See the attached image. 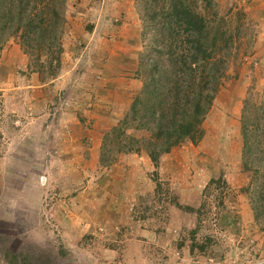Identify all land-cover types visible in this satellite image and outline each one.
<instances>
[{
  "label": "rangeland",
  "instance_id": "rangeland-1",
  "mask_svg": "<svg viewBox=\"0 0 264 264\" xmlns=\"http://www.w3.org/2000/svg\"><path fill=\"white\" fill-rule=\"evenodd\" d=\"M185 1L220 29L226 53L231 43L230 61L202 137L184 139L157 163L141 157L151 134L128 114L152 62L166 59L150 0H66L59 65L48 53H27L20 37L0 35V88L54 80L46 113L57 119L89 114L81 100L94 87L112 118L93 155L82 146L60 154L56 141L53 157L46 139L23 138L37 147L33 167L10 153L20 143L15 130L24 127L29 138L36 128L24 119L34 91L46 87L0 89V264H264V177L255 173L264 163V0ZM126 116L135 144L113 133ZM243 122L260 157L251 168ZM85 128L72 131L74 141ZM131 144L141 146L125 163L120 149Z\"/></svg>",
  "mask_w": 264,
  "mask_h": 264
},
{
  "label": "trees",
  "instance_id": "trees-1",
  "mask_svg": "<svg viewBox=\"0 0 264 264\" xmlns=\"http://www.w3.org/2000/svg\"><path fill=\"white\" fill-rule=\"evenodd\" d=\"M65 2L0 0V35L20 37L27 53L36 55L37 60L48 53L51 66L52 59L59 65L61 48L58 44ZM150 3L157 7L150 16L152 22L155 24L159 20L162 23L161 27L155 28L161 35L160 40L163 38L157 52L164 54L166 59L152 62L151 73L128 114L138 122L137 129L150 132L151 137L143 148L157 163L162 154L184 139L197 141L202 137L203 120L226 76L231 43L227 42L226 53L218 37L221 36L220 29L209 28L204 16L191 9L185 0H150ZM5 41L2 38L1 42ZM128 122L126 116L121 127H115L113 133L117 139L128 137L135 144L136 140L127 134ZM247 127L243 122L244 165L251 168L260 157L255 159L259 155H252ZM132 144L127 151L141 146ZM120 151L124 152V148ZM256 166H259L255 169L257 177H264V163L260 164L259 159ZM255 210L258 212L257 207Z\"/></svg>",
  "mask_w": 264,
  "mask_h": 264
},
{
  "label": "crops",
  "instance_id": "crops-1",
  "mask_svg": "<svg viewBox=\"0 0 264 264\" xmlns=\"http://www.w3.org/2000/svg\"><path fill=\"white\" fill-rule=\"evenodd\" d=\"M69 71H66L64 74H62L59 77L66 76ZM54 81V80H53ZM53 81L50 82H39L35 84H28L25 85L26 87H33V88H45L46 86L50 85ZM25 86H20V85H15V86H7L6 88H0L1 90H6L4 95H7L9 91L13 90L12 93L18 92L20 88H23ZM49 88V87H48ZM9 90V91H7ZM16 90V91H14ZM38 89L37 91H34V94L37 95V97H33L35 101L32 100V105L28 108H32V116H28L27 120L24 119V123L26 122L27 125L31 124H36L35 129H31V137H27V134L30 133H25L24 127L18 128L15 130V133L13 135L14 140H20L19 145L15 149H13L12 153H10L13 156L20 157L22 160V163H30L33 167H37V161H35L36 154L37 152L35 151L37 147L33 146L31 149H28L25 144L21 143V140L23 138L31 139L33 144L35 141L38 140H47L48 145L46 147L47 153L52 156H56L57 153V148L55 149L54 146H50L51 143H55L57 141L58 147H60V151L58 150V153L64 154L65 150H68V152H71V149L77 148V150H80V146L86 151L87 154L89 152L87 151L88 149L91 150L90 154H94V150L96 152V148L99 147L100 145H103V135L105 134L104 130L105 128L102 125L108 124L112 122V118H108L105 115L102 114V111L107 110L109 111L111 109L110 105H106L104 103H98L97 101L102 100L103 96L98 94V91L96 88H90L88 92H85V98H83L81 101H83L81 104L84 106H90L92 109L89 110V114L84 116V113H80V115H76L74 111L70 113L68 116H62V117H57L55 116L50 117V115H47L46 112L50 111L51 107V100H49V93L50 89H47V87L44 89ZM116 92H120L121 89H115ZM115 92V93H116ZM34 95V96H35ZM100 97V98H99ZM42 102V103H40ZM39 103L41 106H39ZM80 102H78L79 104ZM77 104V102H76ZM79 105H77V108ZM76 108V107H75ZM106 108V109H105ZM103 109V110H102ZM68 112V111H67ZM116 112V111H115ZM44 113V114H43ZM66 113V112H65ZM80 116H84L80 118ZM16 125L18 123H22L20 119L15 120ZM112 124V123H111ZM87 125H92L91 128H89ZM83 127H86L85 129L89 128V132L85 133V136L80 139V137H75L74 141V135H72L73 130L77 129H82ZM29 128V127H28ZM34 131V132H33ZM89 138V139H88ZM86 142H83V141ZM93 140V141H92ZM91 141V144L89 147L85 146V143ZM56 145V146H57ZM79 147V148H78ZM44 147H41L43 149ZM135 154H131L130 151L127 152H122L121 153V160H124L125 163H129L130 160L134 157ZM143 159H150V156L147 155H142L141 156ZM123 166V165H122ZM126 166V164H125ZM130 168V167H129ZM126 169V168H125Z\"/></svg>",
  "mask_w": 264,
  "mask_h": 264
}]
</instances>
